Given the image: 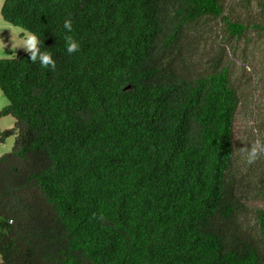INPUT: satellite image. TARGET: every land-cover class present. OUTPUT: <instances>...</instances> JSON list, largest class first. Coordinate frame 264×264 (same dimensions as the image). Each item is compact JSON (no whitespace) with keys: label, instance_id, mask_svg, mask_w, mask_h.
Returning <instances> with one entry per match:
<instances>
[{"label":"trees","instance_id":"obj_1","mask_svg":"<svg viewBox=\"0 0 264 264\" xmlns=\"http://www.w3.org/2000/svg\"><path fill=\"white\" fill-rule=\"evenodd\" d=\"M232 2L4 0L57 66L0 59V264H264V188L234 174L240 97L196 29L242 36Z\"/></svg>","mask_w":264,"mask_h":264},{"label":"rangeland","instance_id":"obj_2","mask_svg":"<svg viewBox=\"0 0 264 264\" xmlns=\"http://www.w3.org/2000/svg\"><path fill=\"white\" fill-rule=\"evenodd\" d=\"M3 3L4 0H0V42L8 47L0 51V57H4L0 59H9L27 53L22 48L11 52V32L23 38L25 31L2 19ZM229 16L247 27L242 36L229 37L222 31L220 20L214 18L202 19L196 29L202 33L200 51L203 64L210 68L217 62L227 66L231 83L239 94L234 174L256 193L264 188V156L249 164L240 148L250 145L257 138H264V0H250L248 5L243 0H233ZM7 105L8 100L0 90V110ZM14 125L12 116L0 119L2 129H10ZM14 145V137L0 142V157L12 151Z\"/></svg>","mask_w":264,"mask_h":264},{"label":"clouds","instance_id":"obj_3","mask_svg":"<svg viewBox=\"0 0 264 264\" xmlns=\"http://www.w3.org/2000/svg\"><path fill=\"white\" fill-rule=\"evenodd\" d=\"M63 28L66 30V33H71L73 30V22L71 18H66L63 24ZM66 51L68 54H75L80 51V44L73 36L65 34L64 36ZM11 52L13 50L16 52L18 48L24 49L29 54V59L32 63H39L40 66L44 69L55 70L56 61L53 59V56L48 51L41 50V41L39 37L30 32L25 31L23 38H18L13 32H11ZM8 47L4 42H0V51ZM11 56V55H9ZM4 58V57H0ZM242 153L246 154L247 162L249 164L254 163L261 156H264V138L255 139L250 145H245L240 148ZM103 217H101L102 219ZM13 221H9L12 223Z\"/></svg>","mask_w":264,"mask_h":264},{"label":"crops","instance_id":"obj_4","mask_svg":"<svg viewBox=\"0 0 264 264\" xmlns=\"http://www.w3.org/2000/svg\"><path fill=\"white\" fill-rule=\"evenodd\" d=\"M0 130H5V129L0 128Z\"/></svg>","mask_w":264,"mask_h":264}]
</instances>
